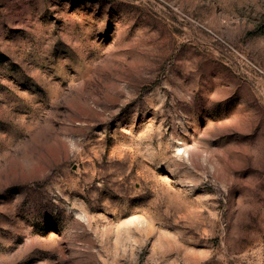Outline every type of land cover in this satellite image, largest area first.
<instances>
[{
    "label": "rangeland",
    "instance_id": "1",
    "mask_svg": "<svg viewBox=\"0 0 264 264\" xmlns=\"http://www.w3.org/2000/svg\"><path fill=\"white\" fill-rule=\"evenodd\" d=\"M0 264H264V0H0Z\"/></svg>",
    "mask_w": 264,
    "mask_h": 264
}]
</instances>
